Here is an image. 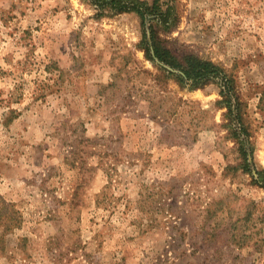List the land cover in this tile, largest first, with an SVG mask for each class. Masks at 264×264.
Instances as JSON below:
<instances>
[{
    "label": "rangeland",
    "instance_id": "rangeland-1",
    "mask_svg": "<svg viewBox=\"0 0 264 264\" xmlns=\"http://www.w3.org/2000/svg\"><path fill=\"white\" fill-rule=\"evenodd\" d=\"M93 1L0 0V264H264V0ZM152 26L235 76L250 173L219 84L156 80Z\"/></svg>",
    "mask_w": 264,
    "mask_h": 264
},
{
    "label": "trees",
    "instance_id": "trees-1",
    "mask_svg": "<svg viewBox=\"0 0 264 264\" xmlns=\"http://www.w3.org/2000/svg\"><path fill=\"white\" fill-rule=\"evenodd\" d=\"M93 3L100 6L103 10L107 6L109 7L108 9H115L120 13L134 11L139 14L143 23L145 22L147 13L158 15L162 20H168V16H170V8L168 7L166 10L163 9V5H165L164 0H154L152 4H148V2L144 0H95ZM152 41L156 55L159 59L162 62L169 64L173 69L179 70V72L168 71L164 67L156 64L155 66L160 72L156 77L158 82H165V80L173 78L183 88L189 87L191 89H202L210 84H219L221 91L220 94L222 96V100L219 103L221 106L228 109L227 115H229L230 119L229 134L236 143L240 144L241 154L245 159L246 171L250 173L245 144L240 140L238 130L234 127V111L235 109H238V116L240 118L239 123L242 124L241 129L244 133L247 132L243 125V120H241V100L235 76L228 73L225 68L211 60H203L195 55L179 57L173 54L172 51L169 50L156 36L153 26ZM148 46V41L146 40L143 49L146 52L148 59L153 61L154 59L150 55V49ZM71 152L76 155L78 149L74 148ZM258 174L263 176L264 170H259ZM255 181L259 184L258 180L255 179Z\"/></svg>",
    "mask_w": 264,
    "mask_h": 264
},
{
    "label": "water",
    "instance_id": "water-1",
    "mask_svg": "<svg viewBox=\"0 0 264 264\" xmlns=\"http://www.w3.org/2000/svg\"><path fill=\"white\" fill-rule=\"evenodd\" d=\"M149 41L151 42V36H150V34H149ZM152 53H153V55H155L154 50L152 51ZM154 57H155V56H154ZM155 60H156L159 64H161L164 68H166L167 70L172 71V72H179V70L173 69L170 65L161 62L157 57H155ZM236 124H237V126H239V121H238V120H236ZM249 161H250V163L252 164V156H251L250 153H249ZM252 169H253V168H252ZM253 170H254V171H253L254 174L257 176V172L255 171V168H254Z\"/></svg>",
    "mask_w": 264,
    "mask_h": 264
}]
</instances>
